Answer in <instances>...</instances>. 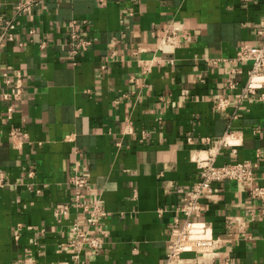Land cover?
<instances>
[{"label": "crops", "instance_id": "1", "mask_svg": "<svg viewBox=\"0 0 264 264\" xmlns=\"http://www.w3.org/2000/svg\"><path fill=\"white\" fill-rule=\"evenodd\" d=\"M18 1L0 0L15 23L0 44V264H163L193 158L215 149L216 164L259 157L250 185L214 182L200 199L205 234L222 239L215 264H264V199L250 193L264 186V86L213 109L246 82L249 66L231 59L264 43V0H38L19 16ZM69 21L91 40L73 56ZM170 23L186 41L160 52ZM17 71L21 94L5 98ZM73 170L88 180L87 210L104 212L91 226L71 203ZM74 224L86 230L76 248Z\"/></svg>", "mask_w": 264, "mask_h": 264}, {"label": "built area", "instance_id": "2", "mask_svg": "<svg viewBox=\"0 0 264 264\" xmlns=\"http://www.w3.org/2000/svg\"><path fill=\"white\" fill-rule=\"evenodd\" d=\"M38 0H19L16 3L15 14L20 15L29 11L37 4ZM100 1V0H99ZM257 33H264V20L259 23ZM13 20H3L0 16V44L3 40L13 38ZM67 40L70 44L69 55L73 56L79 51L87 49L91 40L88 37L80 38L77 34L78 24L75 21L67 22ZM156 49L160 52H170L179 47L186 41V35L181 32V24L170 23L156 32ZM138 49V48H137ZM139 50V49H138ZM135 53V52H134ZM234 64L248 65L247 79L236 99L217 97L213 103L215 111H223L227 106H237L244 96L254 95L255 90L264 86V43L262 45H250L243 43L236 48L234 57L231 59ZM147 68V63H143ZM4 83L10 88L4 93L5 98L17 99L21 94L22 75L16 72L13 80L4 79ZM230 87H233L231 84ZM256 100L264 101V93H260ZM235 101V102H234ZM234 102V103H233ZM10 111V107L7 108ZM228 135L219 138L218 145L227 143ZM191 141L190 138H187ZM201 143H211L208 138H202ZM217 149L207 152L205 155H196L193 160L198 170L196 181L185 191L181 203L176 210L182 214V220H174L172 223L171 235L166 245L163 264H215L218 257V249L222 245V239L205 234L203 223L197 219L200 211V199L204 195L212 193V183L219 181H235L240 184L250 185L255 179V169L259 166V157L254 160L230 161L227 163L216 164L215 158ZM264 171V166H263ZM31 171L27 172L30 175ZM68 186L71 192V203L83 214V222L91 226L95 220L104 215V212L95 207L94 210H87V204L83 197L90 193V186L87 178L79 171L73 170L68 178ZM5 182L0 178V186ZM252 197L264 199V186L250 188ZM68 205L61 204L55 208V214L62 217L67 214ZM74 235L68 242L70 247L76 248L86 236V230H82L77 224L72 227ZM88 243L95 245L94 239H89ZM184 253L193 254L192 257H184Z\"/></svg>", "mask_w": 264, "mask_h": 264}]
</instances>
